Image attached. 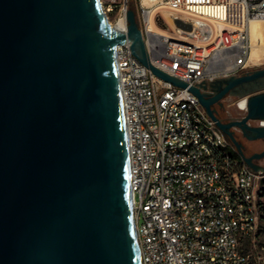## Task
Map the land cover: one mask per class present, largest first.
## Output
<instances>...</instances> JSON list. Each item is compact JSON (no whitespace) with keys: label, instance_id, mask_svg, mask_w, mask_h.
<instances>
[{"label":"water","instance_id":"95a60500","mask_svg":"<svg viewBox=\"0 0 264 264\" xmlns=\"http://www.w3.org/2000/svg\"><path fill=\"white\" fill-rule=\"evenodd\" d=\"M126 21V36L113 31L99 0H0V264H140L114 65L128 37L145 68L189 90L244 163L264 171V127L248 125L264 121V92L246 95L238 121L212 108L257 86L264 69L200 93L152 67L133 11Z\"/></svg>","mask_w":264,"mask_h":264},{"label":"built area","instance_id":"2783aa9c","mask_svg":"<svg viewBox=\"0 0 264 264\" xmlns=\"http://www.w3.org/2000/svg\"><path fill=\"white\" fill-rule=\"evenodd\" d=\"M129 10L149 64L207 95L214 82L252 72V23L262 25L264 40V0H110L108 24L124 36ZM160 11L178 36L154 27L155 19L167 29ZM132 43L116 45L114 65L140 264H252L241 242L258 228L264 171L244 163L189 90L145 68Z\"/></svg>","mask_w":264,"mask_h":264},{"label":"rangeland","instance_id":"374dc122","mask_svg":"<svg viewBox=\"0 0 264 264\" xmlns=\"http://www.w3.org/2000/svg\"><path fill=\"white\" fill-rule=\"evenodd\" d=\"M99 3L101 5L102 11L104 12L107 22L108 23L111 22L114 12L106 13V9L110 5V0H99ZM129 8L133 10L134 8L133 3H129ZM155 15L158 16L160 20L167 27V29H163L156 23L154 19L153 25L156 29L166 34L172 35V36H178L176 31H174L173 28L171 27L166 17V11H160L156 13ZM250 69L252 72L256 70L264 69V59L260 58V59H254L253 61H251ZM261 92H264V79L259 81L257 86L255 85L244 86L243 88H239L235 92L224 96L223 99L218 104L214 105L212 108L214 109L216 116L223 123H227L230 121H238L244 117L245 112L240 111L237 108V104L241 100L247 98L246 95L261 93ZM251 124L254 126L257 125L256 123H251ZM258 204H259V209L261 207H264V193L263 192H261V194L259 195ZM259 217H260V212H259ZM263 226H264V222L259 220L258 227H263ZM263 245H264V233H260L257 235V232H256L253 238H245L242 240L241 250L246 255H248L250 263L264 264V246Z\"/></svg>","mask_w":264,"mask_h":264},{"label":"bare ground","instance_id":"6f19581e","mask_svg":"<svg viewBox=\"0 0 264 264\" xmlns=\"http://www.w3.org/2000/svg\"><path fill=\"white\" fill-rule=\"evenodd\" d=\"M251 31V58L264 59V40L262 35V25L259 23H252ZM121 103V100H120ZM240 109H245V100H241L238 106ZM122 109V104H121ZM128 157V152H127Z\"/></svg>","mask_w":264,"mask_h":264},{"label":"trees","instance_id":"16d2710c","mask_svg":"<svg viewBox=\"0 0 264 264\" xmlns=\"http://www.w3.org/2000/svg\"><path fill=\"white\" fill-rule=\"evenodd\" d=\"M261 185L263 186V187L261 186V192L264 193V181L262 182ZM259 212H260L259 220L264 222V216H263V214H264V207H261L259 209ZM256 232H257V235L260 234V233H264V226L263 227H258Z\"/></svg>","mask_w":264,"mask_h":264},{"label":"flooded vegetation","instance_id":"af4514ba","mask_svg":"<svg viewBox=\"0 0 264 264\" xmlns=\"http://www.w3.org/2000/svg\"><path fill=\"white\" fill-rule=\"evenodd\" d=\"M242 136V135H241ZM242 138L244 139V140H246L243 136H242ZM247 141V140H246ZM257 141H261L262 143H263V145H264V140H257ZM249 143V142H248ZM250 143H252V142H250ZM241 144V143H240ZM242 145V150H243V152L244 153H246V155H252V154H254L253 153V149L251 148V146L248 144H241Z\"/></svg>","mask_w":264,"mask_h":264}]
</instances>
